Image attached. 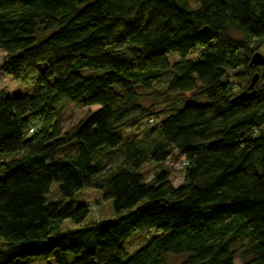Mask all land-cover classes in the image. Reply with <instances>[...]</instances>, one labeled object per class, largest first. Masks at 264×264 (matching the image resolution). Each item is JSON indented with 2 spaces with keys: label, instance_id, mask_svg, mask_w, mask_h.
<instances>
[{
  "label": "trees",
  "instance_id": "trees-1",
  "mask_svg": "<svg viewBox=\"0 0 264 264\" xmlns=\"http://www.w3.org/2000/svg\"><path fill=\"white\" fill-rule=\"evenodd\" d=\"M195 1L0 0V73L34 84L0 101V264H234L237 245L250 256L242 264H264V74L246 102L225 79L261 68L250 63L251 43L264 42V0ZM169 71L165 91L148 97L207 102L124 138L152 114L139 89ZM60 98L100 109L62 133ZM69 146L76 152L62 155ZM174 152L184 183L161 170L148 184L141 169ZM110 153L121 163L106 175ZM54 183L62 198L50 201ZM84 189L102 191L114 219L84 225L89 210L73 202ZM65 221L79 229L62 234ZM133 232L155 236L130 255L122 241Z\"/></svg>",
  "mask_w": 264,
  "mask_h": 264
},
{
  "label": "rangeland",
  "instance_id": "rangeland-1",
  "mask_svg": "<svg viewBox=\"0 0 264 264\" xmlns=\"http://www.w3.org/2000/svg\"><path fill=\"white\" fill-rule=\"evenodd\" d=\"M187 4L191 8H195L197 2L195 0H186ZM234 38L243 41L244 38L236 33L232 34ZM245 41V40H244ZM251 47L255 51V53H260L264 56V42L262 43V48L259 47L257 41L251 43ZM262 49V50H261ZM7 60V55L5 52L0 51V67L3 66L5 61ZM168 60L171 64L178 61L177 57L174 55L168 56ZM43 69V66H42ZM244 69H240L237 71H227L226 81H228L236 91V94H240L245 91L252 79V77L240 76V74L244 73ZM260 75V77L264 74V68H259V71L256 72ZM173 72L169 71L163 78V80L155 83L152 88L139 89V91L145 95L142 99V104L149 108L152 112L151 116H149L146 120L134 121V123L123 130L122 135L124 138H133L137 137L140 139H144L150 133L151 129L155 127V125L168 116L170 113L177 111L179 108L186 107L189 104H204L206 103V99L200 100L197 99V96H193L191 94L186 95H174L171 96V102L169 104H160L157 100L152 97H148L147 95L153 92H164L166 89L167 82L172 80ZM34 91L33 82L29 81L26 83L17 82L13 80L10 76L5 73H0V101L6 98H12L17 96H29L32 95ZM196 98V99H194ZM54 113L58 117V126L62 130V133L68 132L71 130L77 123L85 120L89 113H94L100 109L99 106L93 107H82L76 103H73L65 98H60L54 104ZM262 126L264 127V121ZM76 152L74 146L67 147L63 154L73 155ZM108 164L105 170V174L108 175L111 171H114L117 166L121 163L120 154H108L103 158ZM104 161V162H105ZM184 162V158L179 156L176 152H174L172 158H170L163 165H157L155 163H148L145 165L141 172L145 177V181L148 184H151L154 180L155 174L161 170H165L168 173L169 179L172 185L175 188L180 187L184 183L185 174L182 170V163ZM61 194L59 190V186L57 184H53L51 187V192L49 195L50 201L60 200ZM74 205L76 207L86 206L89 210V216L84 225H88L92 222L99 223L103 221H108L114 219V211H113V202L105 201L103 199V193L100 190L95 189H84L80 191L73 199ZM79 229L78 226L74 225L70 221H65L61 225V233L65 234L68 231H73ZM155 236L154 232L149 234H143L140 232H133L129 237L122 241L123 247L126 251L131 255L141 247H143L146 243H148ZM246 244V243H244ZM238 247V256L236 257L234 264H242L244 261L250 258L249 253L247 251V247L245 245L244 248ZM246 250V251H245ZM183 260V257H174L170 256L168 258V264H180ZM24 264H51L52 259L45 258H28L24 261H21Z\"/></svg>",
  "mask_w": 264,
  "mask_h": 264
},
{
  "label": "water",
  "instance_id": "water-1",
  "mask_svg": "<svg viewBox=\"0 0 264 264\" xmlns=\"http://www.w3.org/2000/svg\"><path fill=\"white\" fill-rule=\"evenodd\" d=\"M251 66L254 67H262L264 68V56L260 53H255L251 59ZM260 79V75L259 74H255L254 77L252 78L248 88L243 91L242 93L238 94L235 98V100H240L243 102L248 101L254 94H255V86L257 84V82Z\"/></svg>",
  "mask_w": 264,
  "mask_h": 264
}]
</instances>
